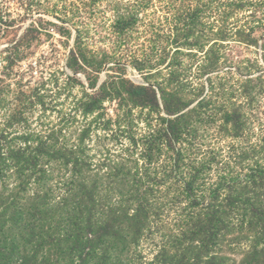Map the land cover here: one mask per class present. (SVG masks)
<instances>
[{
  "label": "rangeland",
  "instance_id": "1",
  "mask_svg": "<svg viewBox=\"0 0 264 264\" xmlns=\"http://www.w3.org/2000/svg\"><path fill=\"white\" fill-rule=\"evenodd\" d=\"M0 264H264V0H0Z\"/></svg>",
  "mask_w": 264,
  "mask_h": 264
}]
</instances>
